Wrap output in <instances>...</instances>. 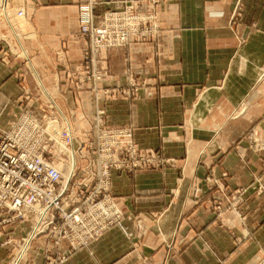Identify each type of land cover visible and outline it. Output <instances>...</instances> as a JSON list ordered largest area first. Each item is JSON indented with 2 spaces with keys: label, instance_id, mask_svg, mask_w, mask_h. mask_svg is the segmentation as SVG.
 I'll return each mask as SVG.
<instances>
[{
  "label": "crops",
  "instance_id": "0c3cea01",
  "mask_svg": "<svg viewBox=\"0 0 264 264\" xmlns=\"http://www.w3.org/2000/svg\"><path fill=\"white\" fill-rule=\"evenodd\" d=\"M87 1L0 0V127L23 110L41 118L44 91L75 129L102 109L160 157L112 172L121 227L79 249L37 234L25 264H264V0H160L159 39L98 55L97 86L83 62ZM100 1L102 12L124 0ZM12 255L0 246V264Z\"/></svg>",
  "mask_w": 264,
  "mask_h": 264
},
{
  "label": "built area",
  "instance_id": "2783aa9c",
  "mask_svg": "<svg viewBox=\"0 0 264 264\" xmlns=\"http://www.w3.org/2000/svg\"><path fill=\"white\" fill-rule=\"evenodd\" d=\"M158 4V0H152L150 4L141 0H125L122 9L105 12L98 24L94 21L95 0L83 5L81 31L91 38V53L97 54L109 48L128 46L137 39L147 37V34L155 37L158 33L155 22V8ZM91 53L85 51L86 66ZM91 77L96 86L103 80L100 71L93 72ZM43 95L49 103H42L41 118L25 113L12 129L0 130V235L15 223L20 226L29 222L33 227L31 233L24 238L12 237L4 241L0 239V246L9 245L12 247V253H15L10 264H25L22 259L31 240L46 230L55 236V244L67 240L73 249H77L97 240L112 226L113 219L118 217L113 200L108 194L110 185L107 171L110 166L107 159L102 162L101 171L97 172L98 181L92 182L91 187L90 183L82 182L70 189V183L77 171L76 165L73 164L68 182L63 185L62 170L48 158L56 142L50 126L53 122L58 123L61 118L58 115L62 116V112L46 92L43 91ZM102 116L103 112L98 111L97 122L104 119ZM63 119L65 127L60 130V134L65 141L64 145L71 148L73 129L67 119ZM58 125L60 128L59 123ZM112 135L120 137L119 132L105 129L99 133L98 143L104 154H110L112 151L105 144ZM123 147L122 142V149ZM115 151L122 150L117 148ZM142 157L145 163L155 161L152 155ZM115 167L129 168L130 165L120 167L116 163ZM90 174L88 173L89 178L96 177L95 174ZM88 188L90 192L85 196ZM70 195L68 214L63 205ZM84 203L89 204L87 210L82 206ZM41 227L43 231L40 232Z\"/></svg>",
  "mask_w": 264,
  "mask_h": 264
},
{
  "label": "rangeland",
  "instance_id": "374dc122",
  "mask_svg": "<svg viewBox=\"0 0 264 264\" xmlns=\"http://www.w3.org/2000/svg\"><path fill=\"white\" fill-rule=\"evenodd\" d=\"M92 0H88L87 2L81 4L79 6V26H80V34L87 38V46L85 47V51L87 50L88 52H92L91 49V38L89 37V35L87 34H83L81 31V26H82V15H81V8L83 5H88ZM144 1L145 3L148 2V4H150L152 2V0H141ZM160 3V0H158ZM96 2V6H95V10H94V21L96 24H98L102 18L105 12L107 11H113V10H120L122 9H107L104 10L102 12L99 11V6H100V0H95ZM125 0L123 1L124 4ZM155 22L158 26V33L155 37H150L151 34L147 37H142V39H137V41H151V40H158L159 36H160V32H161V28L159 25V21L157 18V6L155 8ZM150 24V23H149ZM148 24V25H149ZM116 50H122V46L120 47H116V48H109L108 50H102L100 51V53L97 54H92L89 57V62L87 64V66H90V72H89V76L90 78L93 80V78L91 77V74L95 71H100L103 74L102 79H104V69L102 68L103 64L102 62L98 60V55H100L101 53H107L110 51H116ZM85 58L84 61L85 62ZM20 65H22L21 62L17 61ZM106 62V61H105ZM26 63L29 65V62L26 61ZM30 66V65H29ZM86 68V67H85ZM102 82V81H101ZM100 83V82H99ZM98 83V84H99ZM42 92V89H41ZM105 95L108 94V92L104 93ZM110 95V94H109ZM124 91H122V87L116 89L115 91L111 92V96L112 98H121L119 99L120 101H122V96H124ZM101 97L98 96L96 98V101H98ZM102 111V109H98L96 110V114L93 119H95L93 121V124L90 126L89 131H85L84 129H81L80 127H78L77 129H75L74 125L70 124V119L71 117L69 116V114H63L58 115L60 118V120H58V123L60 124V128L57 122H53L51 123L50 126V131L51 134L54 138V140H56V142L54 143V145L51 148V153L48 156V158L50 160H52L56 166H58L63 173V185L66 184V182H68L69 176L71 175V168H72V164L76 165V175L72 178V181L70 183V189L77 183H90V187H91V183L92 182H97L98 181V173L99 171H101V165L103 161H108V165L110 166V168H108L107 174L109 175V185H110V189H109V196L112 198L113 203H114V208L117 210L118 212V217H116L115 219H113V224L112 226H110L97 240H99L106 232H108L109 230L115 228V227H121L122 225V221H123V214L119 208V206L116 204L114 197L111 194V176H112V172L113 171H122V172H132L133 170L136 169H142V168H147V167H151L154 166V164L158 163V159L159 157H157L158 155L152 154L146 150L141 149L140 145L138 144V142L135 139L134 136V130L132 127L127 126V127H120V126H110L108 125V120L106 119H101L97 122V114L98 111ZM25 113H30V112H24V110L20 113V115H15V118L17 117V120L22 118ZM78 115H80L78 113ZM63 117H65L67 119V122L70 124V126L72 127V140H73V147L68 148L66 147L64 144V139L62 138L61 134H60V130L63 129L65 127L64 124V119ZM76 118V116H75ZM74 118V119H75ZM69 119V120H68ZM17 120L14 122L13 125H10L9 127L5 128V127H0V130H10L15 126V123L17 122ZM48 125V124H46ZM110 130V131H114V132H119L120 133V137L114 136L112 135L110 138H108L105 142V144L107 145V147L112 150L111 153H102L101 152V147L99 146L98 143V136L99 133L102 130ZM85 135H88L87 137ZM117 139L119 141H117ZM100 142V141H99ZM122 142L124 143V147L123 150L122 149ZM117 148H121L122 151H118L116 152L115 149ZM116 152V153H115ZM102 154L103 157L101 156ZM118 154V155H115ZM150 156V155H154V163H145L144 159L142 156ZM157 157V158H156ZM127 162V163H126ZM75 163V164H74ZM116 163H118L120 165V167L123 165H130L129 168H118L115 167ZM145 163V164H143ZM88 173H91L90 176H92L93 174L96 175V177L89 178L88 177ZM90 192V189L88 188V191L85 192V196L88 195V193ZM70 204H71V195L70 197L65 201L63 208L67 210V213L70 214ZM83 208L85 210H87V207L89 206L88 203H84ZM61 221V220H59ZM142 228V226H139ZM43 231L42 227L40 232ZM47 232V230H46ZM45 232V233H46ZM44 234V233H41ZM94 240L91 243H89L86 246H82L79 248H87L89 247L93 242L97 241ZM32 241V240H31ZM61 242H67L70 247L72 248L71 244L69 241L67 240H63ZM61 242H59L58 244H60ZM31 243V242H30ZM30 246V245H29ZM77 248V249H79ZM73 249V248H72ZM28 250L27 252H25L24 257L22 259V262L26 263L27 259H28ZM15 256V253L13 254V258ZM11 257V259H13ZM10 259V260H11Z\"/></svg>",
  "mask_w": 264,
  "mask_h": 264
}]
</instances>
